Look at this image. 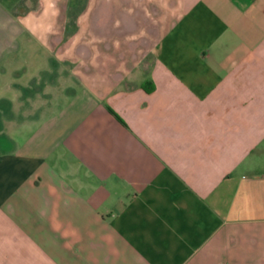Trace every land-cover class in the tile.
I'll list each match as a JSON object with an SVG mask.
<instances>
[{
    "label": "crops",
    "instance_id": "1",
    "mask_svg": "<svg viewBox=\"0 0 264 264\" xmlns=\"http://www.w3.org/2000/svg\"><path fill=\"white\" fill-rule=\"evenodd\" d=\"M101 1L115 31L128 0ZM168 1L115 70L37 51L0 0V264H264V0Z\"/></svg>",
    "mask_w": 264,
    "mask_h": 264
},
{
    "label": "rangeland",
    "instance_id": "2",
    "mask_svg": "<svg viewBox=\"0 0 264 264\" xmlns=\"http://www.w3.org/2000/svg\"><path fill=\"white\" fill-rule=\"evenodd\" d=\"M7 16L21 25L23 36L33 39L37 51L44 50L57 57L112 61L120 70L123 61L140 60L144 67L149 51L162 32L177 16L168 0H128L117 4L112 29L106 31L109 19L92 15L96 9H110V3L101 0H1ZM112 5L117 6L114 1ZM116 11V12H117ZM114 24V25H113ZM145 52L148 54L144 57ZM143 56V57H142ZM143 58V59H142ZM69 67V65H68ZM105 67L81 65V73L99 74ZM138 71L136 76H138Z\"/></svg>",
    "mask_w": 264,
    "mask_h": 264
},
{
    "label": "trees",
    "instance_id": "3",
    "mask_svg": "<svg viewBox=\"0 0 264 264\" xmlns=\"http://www.w3.org/2000/svg\"><path fill=\"white\" fill-rule=\"evenodd\" d=\"M148 84L150 85V83ZM141 87L147 92H151V90L153 89L152 85H150V87L148 88L145 84H142ZM107 109L118 121L123 123L122 120L113 112V110L110 107H107Z\"/></svg>",
    "mask_w": 264,
    "mask_h": 264
}]
</instances>
